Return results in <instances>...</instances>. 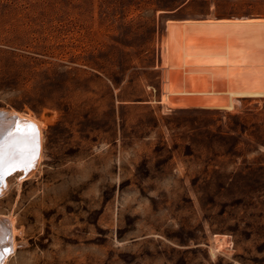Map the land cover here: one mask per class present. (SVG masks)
Instances as JSON below:
<instances>
[{
	"label": "rangeland",
	"instance_id": "374dc122",
	"mask_svg": "<svg viewBox=\"0 0 264 264\" xmlns=\"http://www.w3.org/2000/svg\"><path fill=\"white\" fill-rule=\"evenodd\" d=\"M0 108L6 264H264V0H0Z\"/></svg>",
	"mask_w": 264,
	"mask_h": 264
},
{
	"label": "bare ground",
	"instance_id": "6f19581e",
	"mask_svg": "<svg viewBox=\"0 0 264 264\" xmlns=\"http://www.w3.org/2000/svg\"><path fill=\"white\" fill-rule=\"evenodd\" d=\"M29 116L19 113L16 110L0 108V134H2L3 139L5 141L3 147L4 164L2 174H0V193H4L8 189L10 179L9 176L11 174L17 175V172L19 171L21 173L24 172L26 175H29L34 171V169L38 168L41 164L44 154L42 151L43 142L41 124L37 119H34L33 117ZM21 118L31 121L32 124L30 125L28 123H25V121H23ZM31 126H35V129L38 131V137L35 141V146H37V150L35 155L32 157V163L29 165L20 163L18 155L13 151V149L9 145L24 144L26 145L27 149L30 150L34 146L33 142L30 139L21 140L20 135H30L32 132ZM8 132L12 133L11 138L7 136ZM14 219L15 218L12 216V214H8L6 216H1L0 214V225H4L6 230L10 232V236L6 235L5 237V246L8 247L10 250L8 252H3L2 247H0V264H6L11 254V251L15 250V245L17 243L15 234L17 233V228L15 226ZM9 240L10 243L8 242Z\"/></svg>",
	"mask_w": 264,
	"mask_h": 264
},
{
	"label": "snow or ice",
	"instance_id": "6c2138e0",
	"mask_svg": "<svg viewBox=\"0 0 264 264\" xmlns=\"http://www.w3.org/2000/svg\"><path fill=\"white\" fill-rule=\"evenodd\" d=\"M32 127V132L30 135L28 134H21V140H28L30 139L33 142V147L29 150L27 149L26 145L24 144H10L9 146L13 149V151L18 155V159L20 163L23 164H31L32 157L35 155L37 146H35L36 138L38 137V131L35 129V126ZM7 136L9 138L12 137V133L8 132ZM4 139L2 134H0V174H2L3 164H4V157H3V147H4ZM10 236V232H8L4 225H0V247H2L3 252H8L10 249L5 246V237ZM10 243V240L8 241Z\"/></svg>",
	"mask_w": 264,
	"mask_h": 264
},
{
	"label": "water",
	"instance_id": "95a60500",
	"mask_svg": "<svg viewBox=\"0 0 264 264\" xmlns=\"http://www.w3.org/2000/svg\"><path fill=\"white\" fill-rule=\"evenodd\" d=\"M23 121H25V123H28V124H32V122L31 121H29V120H25V119H23V118H21Z\"/></svg>",
	"mask_w": 264,
	"mask_h": 264
}]
</instances>
